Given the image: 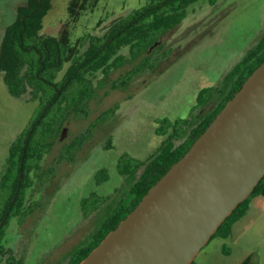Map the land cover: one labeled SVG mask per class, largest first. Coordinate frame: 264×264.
Returning <instances> with one entry per match:
<instances>
[{
	"label": "rangeland",
	"instance_id": "rangeland-1",
	"mask_svg": "<svg viewBox=\"0 0 264 264\" xmlns=\"http://www.w3.org/2000/svg\"><path fill=\"white\" fill-rule=\"evenodd\" d=\"M25 0H0V44L6 27ZM148 0H100L83 15L73 39L101 34L113 22ZM69 0H51L42 32L56 35L67 17ZM103 19L97 26V21ZM264 33V0H198L185 18L159 35L146 50L107 72L87 74L91 91L83 104L72 88L31 174L21 211L10 216L2 264H65L138 177L119 172L123 154L147 159L168 136L176 143L218 102L229 86L227 72ZM68 64L56 73L60 80ZM209 87L205 105L198 95ZM75 90V91H74ZM206 94L203 93L202 96ZM72 96L75 98L72 100ZM38 110L29 92L13 96L0 71V177L9 147ZM41 132V131H39ZM45 134V132H44ZM230 238L214 237L198 252L197 264H240ZM229 249V250H227Z\"/></svg>",
	"mask_w": 264,
	"mask_h": 264
},
{
	"label": "trees",
	"instance_id": "trees-1",
	"mask_svg": "<svg viewBox=\"0 0 264 264\" xmlns=\"http://www.w3.org/2000/svg\"><path fill=\"white\" fill-rule=\"evenodd\" d=\"M197 1L148 0L113 22L101 34L89 35L87 39H73L72 30L83 15L94 12L100 0H69L67 17L56 35L42 32L43 17L51 7V0H25L17 7L16 17L6 27L0 44V71L4 74L9 92L16 97L29 92L31 98L38 100V110L28 127L10 145L5 169L0 177V221L6 215L4 223L0 224V261L5 250L2 242L3 225L10 216L21 211L26 188L31 184V174L44 151L42 136L49 137L53 132L59 113L70 102L72 88H76V98L72 96V100L75 98L77 103L83 104L91 91L87 74L96 70L107 72L119 65L124 60V56L119 53L123 47H128L132 56L146 50L160 34L182 22L187 7ZM217 1L208 0L210 4ZM102 20L100 18L97 21V26ZM263 60L264 33L227 72L228 88L214 107L191 126L185 139L176 143L177 136H168L145 160L127 154L119 158L118 169L121 174L130 176L138 169L141 172L91 236L70 253L65 264H77L125 217L151 185L184 154ZM66 63L68 66L64 75L60 80H55L56 73ZM203 93L206 95L202 96ZM209 94V87L200 92V104L205 105ZM258 195H264V176L251 194L220 224L210 240L216 236L227 237L232 224L245 214L250 199ZM190 264L197 263L193 260ZM240 264L251 262L245 258Z\"/></svg>",
	"mask_w": 264,
	"mask_h": 264
},
{
	"label": "water",
	"instance_id": "water-1",
	"mask_svg": "<svg viewBox=\"0 0 264 264\" xmlns=\"http://www.w3.org/2000/svg\"><path fill=\"white\" fill-rule=\"evenodd\" d=\"M264 176V60L77 264H190Z\"/></svg>",
	"mask_w": 264,
	"mask_h": 264
},
{
	"label": "crops",
	"instance_id": "crops-1",
	"mask_svg": "<svg viewBox=\"0 0 264 264\" xmlns=\"http://www.w3.org/2000/svg\"><path fill=\"white\" fill-rule=\"evenodd\" d=\"M227 238L232 243L230 252L240 254V263L248 258L251 264H264V195L250 199L245 214L232 224Z\"/></svg>",
	"mask_w": 264,
	"mask_h": 264
},
{
	"label": "flooded vegetation",
	"instance_id": "flooded-vegetation-1",
	"mask_svg": "<svg viewBox=\"0 0 264 264\" xmlns=\"http://www.w3.org/2000/svg\"><path fill=\"white\" fill-rule=\"evenodd\" d=\"M5 217H6V215L3 216L2 220L0 221V224H3V223H4V219H5ZM8 223H9V219L7 220V222L5 223V225H3V228H2V230H3V239H2V242H3L4 237H5V229H6ZM3 245H4V244H3ZM4 255H5V250H4V253L1 255V261H0V264H2V262H3V257H4ZM5 264H9V261L6 262Z\"/></svg>",
	"mask_w": 264,
	"mask_h": 264
}]
</instances>
